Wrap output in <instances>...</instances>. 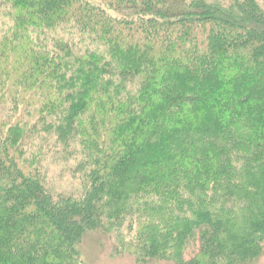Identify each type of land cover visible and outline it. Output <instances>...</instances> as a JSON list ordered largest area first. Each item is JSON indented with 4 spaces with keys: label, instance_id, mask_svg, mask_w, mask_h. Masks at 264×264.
<instances>
[{
    "label": "trees",
    "instance_id": "16d2710c",
    "mask_svg": "<svg viewBox=\"0 0 264 264\" xmlns=\"http://www.w3.org/2000/svg\"><path fill=\"white\" fill-rule=\"evenodd\" d=\"M0 9V264H86L91 231L137 262L264 254L260 0Z\"/></svg>",
    "mask_w": 264,
    "mask_h": 264
},
{
    "label": "rangeland",
    "instance_id": "374dc122",
    "mask_svg": "<svg viewBox=\"0 0 264 264\" xmlns=\"http://www.w3.org/2000/svg\"><path fill=\"white\" fill-rule=\"evenodd\" d=\"M264 7V0H260ZM3 12L0 9V25L2 24ZM4 20V19H3ZM64 157V156H63ZM62 154L48 155L51 176L49 182L56 192L68 193L75 182L71 181L69 173L64 165L66 162ZM106 233L99 231L87 232L81 241L80 249L82 258L86 264H172L170 261L137 262L132 254L127 252L114 253V243L108 240ZM252 264H264V254Z\"/></svg>",
    "mask_w": 264,
    "mask_h": 264
}]
</instances>
